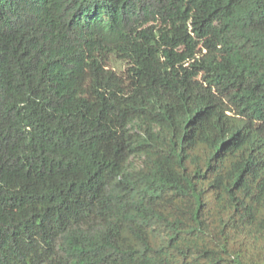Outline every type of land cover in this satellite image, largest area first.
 Returning a JSON list of instances; mask_svg holds the SVG:
<instances>
[{
	"label": "trees",
	"instance_id": "trees-1",
	"mask_svg": "<svg viewBox=\"0 0 264 264\" xmlns=\"http://www.w3.org/2000/svg\"><path fill=\"white\" fill-rule=\"evenodd\" d=\"M0 264H264V0H0Z\"/></svg>",
	"mask_w": 264,
	"mask_h": 264
}]
</instances>
